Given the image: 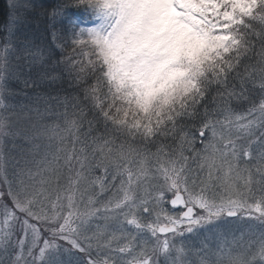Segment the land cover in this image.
Here are the masks:
<instances>
[{"label": "snow or ice", "instance_id": "1", "mask_svg": "<svg viewBox=\"0 0 264 264\" xmlns=\"http://www.w3.org/2000/svg\"><path fill=\"white\" fill-rule=\"evenodd\" d=\"M0 264H264V0H3Z\"/></svg>", "mask_w": 264, "mask_h": 264}, {"label": "rangeland", "instance_id": "2", "mask_svg": "<svg viewBox=\"0 0 264 264\" xmlns=\"http://www.w3.org/2000/svg\"><path fill=\"white\" fill-rule=\"evenodd\" d=\"M3 2V0H1ZM40 1V0H37V2ZM41 3H48L49 0H41L40 1ZM21 101H23V97H21Z\"/></svg>", "mask_w": 264, "mask_h": 264}, {"label": "trees", "instance_id": "3", "mask_svg": "<svg viewBox=\"0 0 264 264\" xmlns=\"http://www.w3.org/2000/svg\"><path fill=\"white\" fill-rule=\"evenodd\" d=\"M41 1V0H40ZM40 1H38V3H41ZM0 3H2V1L0 0ZM40 26L42 27L43 26V20L41 19L40 21ZM50 39V36L48 37Z\"/></svg>", "mask_w": 264, "mask_h": 264}]
</instances>
